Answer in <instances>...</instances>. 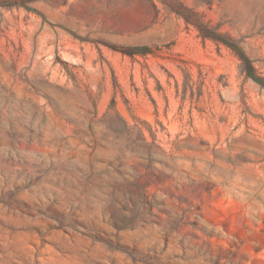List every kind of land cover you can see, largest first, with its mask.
I'll list each match as a JSON object with an SVG mask.
<instances>
[{"label":"rangeland","instance_id":"1","mask_svg":"<svg viewBox=\"0 0 264 264\" xmlns=\"http://www.w3.org/2000/svg\"><path fill=\"white\" fill-rule=\"evenodd\" d=\"M0 264H264V0H0Z\"/></svg>","mask_w":264,"mask_h":264}]
</instances>
